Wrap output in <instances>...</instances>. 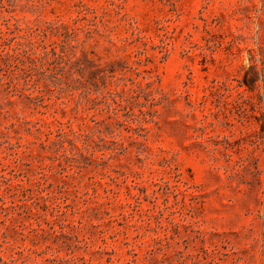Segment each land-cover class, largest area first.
I'll return each instance as SVG.
<instances>
[{
	"label": "rangeland",
	"instance_id": "1",
	"mask_svg": "<svg viewBox=\"0 0 264 264\" xmlns=\"http://www.w3.org/2000/svg\"><path fill=\"white\" fill-rule=\"evenodd\" d=\"M0 264H264V0H0Z\"/></svg>",
	"mask_w": 264,
	"mask_h": 264
}]
</instances>
